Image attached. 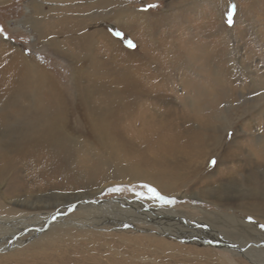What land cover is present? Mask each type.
I'll use <instances>...</instances> for the list:
<instances>
[{"label": "rangeland", "instance_id": "rangeland-1", "mask_svg": "<svg viewBox=\"0 0 264 264\" xmlns=\"http://www.w3.org/2000/svg\"><path fill=\"white\" fill-rule=\"evenodd\" d=\"M28 1L0 0V184L6 197L28 196L39 190L91 192L109 184L94 196L95 201L136 199L152 208L175 209L188 218L197 217L200 208L211 213L228 208L241 214L244 205L247 214L254 209L256 216L264 217V0H111L104 11L93 9L71 18L88 21L90 15L124 11L125 16L141 15L146 23L140 28L136 18H130L128 24L115 18L109 22L99 19L92 28L107 32L110 39L96 36L90 50L85 51L88 57L75 65L60 53L67 43L58 44L59 49L49 43L54 31L48 28L52 23L57 27L53 22L56 15L37 20L36 32L26 23ZM85 2L72 0L70 5L83 6ZM233 3L236 13L230 27L227 15ZM52 4L43 3L44 11ZM60 4L63 2L55 6ZM149 4L158 7L144 11ZM247 5L254 7L252 12H246ZM44 32L50 34L40 38ZM115 32L122 33L124 39ZM128 40L136 47H127ZM19 63L25 68L23 72L9 73ZM28 64L35 65L37 76L32 68L28 70ZM213 67L217 82L209 75ZM7 73L14 78V85H2ZM40 75L46 78L43 85ZM219 81L225 84L224 89ZM131 88L137 94L126 98ZM36 96H45L55 104L53 117L36 113ZM107 125L111 132L104 136L101 132ZM36 133L49 135L48 152L54 146L65 148L75 175L93 172L97 177L94 184L71 188L47 185L39 190H34L28 178L26 184H15L18 178L27 177L23 164L32 165L35 176L40 169L50 173L45 164V169L38 168L41 158L27 157L29 152H24L25 137ZM116 144L124 156L118 154L114 160L117 153L108 151ZM48 152L44 156L50 161ZM31 154L40 155V151L35 148ZM213 159L215 166L210 163ZM131 163L141 168L140 182L113 177L124 174ZM49 177L43 176L44 180ZM149 188L174 202L162 203ZM72 204L68 211L76 207ZM216 204L227 207L217 208ZM258 221L264 226V220ZM142 227L121 222L106 228L91 226L82 233L57 230L37 245L22 242L14 248H0V264H253L243 255L227 257L211 247L158 238L150 228L142 231Z\"/></svg>", "mask_w": 264, "mask_h": 264}, {"label": "bare ground", "instance_id": "bare-ground-1", "mask_svg": "<svg viewBox=\"0 0 264 264\" xmlns=\"http://www.w3.org/2000/svg\"><path fill=\"white\" fill-rule=\"evenodd\" d=\"M71 1L72 0H29L28 3L26 4L27 9H28V13H29V18H28V21H26V23L29 22L30 24L29 23L28 24L31 26L33 31L36 32L37 20L43 19L45 16H47L49 14L56 15L53 22H55L54 24L57 25V27H55L52 23V24H50V27L48 28L49 30L54 31V33L52 32L53 37L48 38L49 43L50 44L52 43L56 49H59L58 44L67 43V47L64 48L62 51H60V53L66 54L74 62V65L80 64L81 62L84 61L85 58L88 57V53H85V51L90 50V47H92V45L94 44L93 41H95L96 36H99L101 38H105V41L107 39L108 40L110 39V37H109L110 34H108L107 32H102V29L92 28L93 25L97 21H99V19H102L104 21L109 22L110 20L115 18V19L122 20V21L124 20L125 21L124 23L126 24L130 18H132V19L136 18L139 22L138 27H140V28H142L140 25H144L147 21V20L146 21L143 20V18L139 14H134V15L130 14L128 16H125L124 11H120V13L112 14V15H111V13H107V14H104L102 16H97V15L91 16L90 15V17L88 16L89 17L88 21H87V19H85V20H74L71 18L73 14L80 15V14L86 13V12L93 10V9L96 11H98V10L104 11L111 6L112 1L111 0H94L95 2L93 3L92 0H84L86 2H85V5H83V6L82 5L72 6V5H70ZM50 2H52L53 4L48 7V11H44L42 4L43 3H50ZM58 2H61V3L63 2V4H60L61 6L59 8L57 6H55ZM2 3H3V1H2ZM224 5L222 4V7L220 8L219 11H221V9L223 8ZM247 6H248V9L246 10V12L247 13L252 12L254 7L249 6V5H247ZM256 7H259V6L257 5ZM238 9H240V8H238ZM240 11H241V9H240ZM112 13H115V12H112ZM58 14H61V15L64 14L65 16H59ZM56 17H57V19H56ZM132 22H134V21H131V23ZM85 27L87 29H85ZM56 30H58V32ZM44 34H46V36H47V34H50V32L49 33L44 32L43 34L40 35V38H42V36H44ZM241 37H243V35ZM111 38L113 39V37H111ZM96 39H98V38H96ZM50 40H51V42H50ZM99 40H98V42H99ZM172 58H174V57H172ZM21 65H22V63H21ZM21 65L19 63V66L15 67L9 73L20 74L21 72H23L22 70L25 69V68L22 69L20 67ZM31 68H32V70H30ZM34 68H36L35 65L30 66L28 64V70L32 71V74H35L37 76L38 74ZM209 71H210L209 75H210L211 79L213 80V82L214 81L217 82V80L215 79L216 78L215 77L216 70L214 69V67H213V71H211V70H209ZM9 73H7V75L4 77L5 80H7V81H4L2 85L6 86L7 83H8V86H11L12 84L14 85L15 80L13 77H11V75ZM76 74H78V72H76L75 75ZM160 75H161V73H160ZM40 76H41L40 77L41 83L43 85L44 80L46 78L42 75H40ZM36 78H37V80H39L38 77H35V79ZM227 79H229V78L227 77L225 80H227ZM251 79H253V78L251 77ZM138 80H139V78H138ZM134 82H135V80H134ZM230 82H228L227 84H229ZM191 83H190V85H191ZM232 84L230 87H232ZM193 85H195L193 87L197 86V84H193ZM257 85H259V84H257ZM188 86H189V83H188ZM219 86L221 89L225 88L224 87L225 84L223 86V84L220 81H219ZM200 87H201V85H200ZM254 87H252V88H254ZM189 88H191V87H189ZM198 89H199V87H198ZM198 89H197V91H198ZM78 90H79V88H78ZM82 90H83V88H82ZM242 90L243 89H241V92H242ZM134 93H135L134 89L131 88L130 90L127 91L126 98L127 97L129 98L130 95H134ZM252 93H254V92H251L250 94H252ZM135 94H137V93H135ZM212 95L214 96V94H212ZM2 96H3V94H2ZM215 96H216V94H215ZM2 98H4V97H2ZM35 99L38 101L37 102L38 105H37V108L35 110L36 113H39V115H43L46 118H51L56 114L55 109L53 110V107L55 106V104L53 103L51 105L52 101H49V99H45V96L42 98L40 96H36ZM231 100H232V98H231ZM97 101H98V99H97ZM129 101H130V99H129ZM129 101L127 103H129ZM120 102H122V101H120ZM131 103H132V101H131ZM206 104H208V103L206 102ZM208 106H207V109H208ZM198 108H199V106H198ZM109 109L110 108H108V110ZM111 110H112V105H111ZM115 111H117V110H115ZM86 114H87V112H86ZM122 114H124V113H122ZM107 115H108V113H107ZM107 115H104V116L106 117ZM109 116H111V115H109ZM119 117L120 116H118L117 118H119ZM153 118H155V117L153 116ZM120 119H121V117H120ZM224 119H225V117H224ZM121 120L123 121V119H121ZM127 121H129V120H127ZM140 124H143V123L140 122ZM68 125H70V124H68ZM152 125H155V124H152ZM158 125H159V123H158ZM143 126H145V125H143ZM92 127L94 128V125ZM108 127L109 126L107 125V127L103 130V132H101V133H103L104 136L105 135L107 136V134H109V132H111L110 130H107ZM139 127H140V125H139ZM110 128L113 129L114 127H110ZM132 128H135V127H132ZM136 128H138V127H136ZM140 128H142V127H140ZM146 128H148V127H146ZM149 129H150V127H149ZM156 129H157V127H156ZM123 130H125V129H123ZM129 131H131V130H129ZM132 132H133V130H132ZM134 132H137V131L134 130ZM143 132H144V130H143ZM163 132H164V130H163ZM126 133H129V132H126ZM147 133H149V132L147 131ZM159 133H160V131H159ZM132 135H133V133H132ZM146 135H148V134H146ZM48 136H45V135L40 134V133L27 135V137H25V142L27 144H26V147L24 149V152H29L27 157H30V155H31V156H36L38 159L41 158V160L38 161V168L40 166H42L45 169V167L43 165V164H45L46 166H48L46 169L50 170V173L48 174L46 170H44V173H43L42 172L43 170L40 169L37 172V176H35L32 174L33 166L29 165V164H23L22 168H26L25 170L28 172L27 177H25L26 179H24V177L18 178L19 179V180H17L18 183H15V184H17V185L26 184L28 182V179H29L30 184L33 187H35L34 190H39V189H41L47 185L52 186V187L55 185L57 187L64 185L66 187L71 188L72 186H76V184H80V185H92V184H94V181L96 180L97 177H95L93 172L88 173V171H87V173L89 175L88 174H77V175H75L72 172V169L70 168V166L68 165L69 163L66 160L67 159L66 158L67 157V151L65 150V148L61 149L59 147L54 146L50 149L49 152L47 150H45V145L49 146V144H51V139ZM133 136H135V134ZM162 138H165V137H163V135H162ZM143 139H144V137H143ZM71 140H73V139H71ZM74 141H76V140H74ZM55 142H57L56 139L54 141H52V144ZM137 142H138V140H137ZM139 143H140V141H139ZM141 143H143L142 139H141ZM144 143H146V142L144 141ZM73 145H75L74 142H73ZM101 146H102V144H101ZM49 147H51V146H49ZM35 148L39 149L40 155L31 154V153H33V150ZM125 148H127V146ZM129 148H131V147H129ZM142 149H143V147H142ZM78 150L80 151V149H78ZM110 151H113L112 154L117 153L116 156L119 154V156L121 158H123V156H124V155H122L123 149L118 144H116V146L115 145L112 146L108 152H110ZM139 151H141V150H139ZM46 152L50 153V158H51L50 161H49V159L48 160L45 159L44 155L47 154ZM124 152H125V150H124ZM69 156H70V154H69ZM261 157H262V163L261 164H264L263 163L264 162V156H261ZM113 159L114 160L118 159V156H117V158H113ZM21 160L22 159L20 158V161ZM149 160H151V159L149 158ZM100 161H101V159H100ZM74 163H75V161H74ZM50 165H51V167H50ZM131 165H132V163H131ZM137 166H134V165L128 166V168H126L127 169L126 172H125V170L122 171V172H125L124 174H122L121 172H120L121 174L115 173L113 177L115 178L116 176H118V177L124 178L123 180H128L127 178H129V179L135 178L133 180H137L138 182H140V180H142V179H139V178H142V176L140 175L141 173L139 171L141 168L138 169ZM51 169H52V171H51ZM96 169L99 170L98 168H96ZM153 169L160 172L161 174L164 172L163 170H160L157 168H153ZM30 174L32 176H30ZM42 174H44L45 176L46 175L50 176L49 178H51V179L50 180H47V179L44 180V178H43L44 175H42ZM74 175H75V178H74ZM106 185H109V184H105L102 187L97 188L96 190L91 191V192L90 191H84V192L79 191L77 193H72L70 191L61 192L60 190L59 191L51 190L49 192H45V191L39 190L38 192H36V194H31L28 196L16 195V196H11L9 198V197H6L4 195V192L2 191L3 185L0 184V248L11 247V245L14 248L16 245H19V243H22V242H24L23 245H30V246L35 245V244L37 245V243H39L42 240H45L49 235L52 234V232H56L57 230L62 231V230L75 229V230H78L81 232L82 230H86V229L91 228V226L105 227L106 228L109 225L112 226V225H116V224L123 222V223H134V224L139 223V224H142L143 225L142 231H148V228H150L151 230H149V231H154L155 236L157 235L156 237H158V238L161 237L162 239H165V237H167V238L177 239V240H179V242L189 244V245L211 247L212 249H215L216 251H219L220 253H224L227 257H231V254L233 253L234 255H243L249 261H252L251 263H253V264H264V227H262L263 225H262L261 221H258V219L264 220V217H263V215L256 216V211L254 209L248 210L249 213L247 214V210L245 212V209L243 208L244 205L241 206L243 209L240 208L241 212L240 211L239 212L241 214L246 213L248 216L243 214L244 216L240 217L241 214H239L238 212H235L233 210H230L228 208L225 209L226 212L220 211L219 213H216V212L211 213V212L203 211V209L200 208L198 210L197 217L188 218L187 216L184 217L182 215H179V214H181V212L176 211L175 209H163V208H160V206L152 208V207H149L148 205H145L144 203H142L141 201L136 200V199H125V200L116 199V200L107 201V202L95 201L94 196L97 195L102 190L103 187H106ZM15 187H17V186H15ZM182 195H179V197L181 198ZM182 197L185 198L184 195ZM51 201L52 202L56 201V204H51L50 203ZM196 201L205 203L204 201H201L198 199H196ZM72 203H74V204L76 203L75 204L76 207L74 209L71 208V210L68 211V206L71 205ZM212 205H214V204H212ZM215 206H217V208L227 207V205L226 206L223 205L222 207H220V206H218V204H216ZM141 209L143 210V212ZM219 210H221V209H219ZM263 212H264V210H263ZM69 213H71V214H69ZM184 215H186V214L184 213ZM250 216H252L255 220L250 221L248 218ZM27 236H30V239L26 238ZM13 251L15 252V249L11 250L10 252H13Z\"/></svg>", "mask_w": 264, "mask_h": 264}, {"label": "snow or ice", "instance_id": "snow-or-ice-1", "mask_svg": "<svg viewBox=\"0 0 264 264\" xmlns=\"http://www.w3.org/2000/svg\"><path fill=\"white\" fill-rule=\"evenodd\" d=\"M158 7V5L156 4H149L145 9H143L144 11H148L150 8H156ZM235 13H236V5L235 3H233L231 6H230V9L228 11V15H227V23L228 25L231 27L234 23V20H233V17L235 16ZM0 31H2V29H0ZM115 36H117L118 38L120 39H124L123 37V34L120 33V32H115L114 33ZM127 47L129 48H135L136 45L131 41V40H128L127 41ZM229 135H231V133H229ZM211 165L212 166H215L216 164V161L213 159L212 161H210ZM115 191H119V189H116ZM149 192L152 194V196L161 201L162 203L164 204H171L173 203L174 201L172 200H168L167 198H165L164 196H162L160 193H158L154 188H149ZM249 220L251 221V218H249ZM264 227V226H262Z\"/></svg>", "mask_w": 264, "mask_h": 264}]
</instances>
